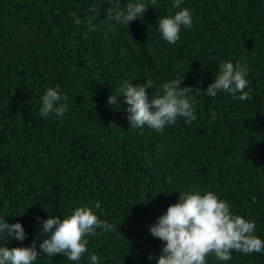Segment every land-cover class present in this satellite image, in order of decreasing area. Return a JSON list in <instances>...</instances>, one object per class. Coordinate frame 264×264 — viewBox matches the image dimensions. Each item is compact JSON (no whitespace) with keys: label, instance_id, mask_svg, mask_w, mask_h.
<instances>
[{"label":"trees","instance_id":"1","mask_svg":"<svg viewBox=\"0 0 264 264\" xmlns=\"http://www.w3.org/2000/svg\"><path fill=\"white\" fill-rule=\"evenodd\" d=\"M142 2L149 8L126 26L106 19L108 0H0V222L26 233L23 241L0 233V247L35 240L39 252L41 222L78 206L117 227L86 237L79 261L41 254L33 264H92L90 254L97 264H157L164 242L149 226L180 192L197 189L254 221L264 240V0ZM183 8L192 26L169 44L158 18ZM227 61L247 65L252 99L207 94ZM147 77L149 100L164 82L191 87L197 119L160 132L130 126L119 89ZM49 87L68 97L63 117L40 115ZM231 255L209 254L206 264H264V251Z\"/></svg>","mask_w":264,"mask_h":264},{"label":"clouds","instance_id":"2","mask_svg":"<svg viewBox=\"0 0 264 264\" xmlns=\"http://www.w3.org/2000/svg\"><path fill=\"white\" fill-rule=\"evenodd\" d=\"M151 3L155 4L156 0H151ZM181 3L182 0H174L172 8H178ZM108 4L112 6L106 9V19H114L126 26L149 8L142 0H129L125 7L120 6L119 0H108ZM73 16L76 14L73 13ZM74 23L80 25L79 17L75 18ZM192 23L187 8L174 15L159 17L157 21L162 38L169 44L179 40L181 26L190 28ZM219 68V75L205 89L207 94L215 97L217 91L222 90L240 101L252 99L251 94L245 91L248 85L247 65L239 61L234 65L227 61L221 62ZM181 83L179 79L164 82L155 89L149 100L147 89L154 87L151 78L147 77L146 83L135 86L125 82L119 93L127 105L129 125L134 128L147 125L160 132L181 117L186 123L195 121V99L188 96L191 87H181ZM40 99L42 117L51 113L58 117L65 115L68 97L62 96L58 87H49ZM61 100L64 102L61 103ZM117 102V95L108 97L110 105L114 106ZM95 208H100L99 201ZM37 220L40 218L37 217ZM255 228L254 221L233 214L227 201L219 199L212 191L202 193L197 189L180 192L178 202L170 204L166 213L149 226V231L164 242L157 264H206L209 254H214L219 260L229 261L233 251L243 254L264 251V240L254 234ZM97 229L117 231L115 225L100 219L92 208L86 206L76 207L63 219L51 215L41 222V233L46 234V238L40 244L39 252L35 240L29 247H0V264H33L41 254L49 257L63 254L70 261H79L87 251L89 241L86 237L97 235ZM0 233L20 241L26 239L24 228L19 222H0ZM90 260L92 264H97V255L90 254Z\"/></svg>","mask_w":264,"mask_h":264}]
</instances>
